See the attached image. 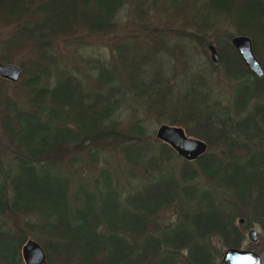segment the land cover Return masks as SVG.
Segmentation results:
<instances>
[{
    "label": "trees",
    "instance_id": "trees-1",
    "mask_svg": "<svg viewBox=\"0 0 264 264\" xmlns=\"http://www.w3.org/2000/svg\"><path fill=\"white\" fill-rule=\"evenodd\" d=\"M1 34L27 59L0 78V264L30 239L44 264H218L253 227L264 259V74L231 44L264 70V0H0Z\"/></svg>",
    "mask_w": 264,
    "mask_h": 264
},
{
    "label": "water",
    "instance_id": "water-1",
    "mask_svg": "<svg viewBox=\"0 0 264 264\" xmlns=\"http://www.w3.org/2000/svg\"><path fill=\"white\" fill-rule=\"evenodd\" d=\"M231 44L238 51L239 55L248 66L250 71L257 77L264 74L263 67L252 49L251 39L246 35H235L231 38ZM208 51L212 62L219 61V55L214 45H208ZM21 77V68L13 63H3L0 60V78L10 82H17ZM155 136L162 142L171 146L180 156L186 160H195L206 150V143L192 136L187 135L180 126L162 123L156 129ZM243 222V219H239ZM249 242H257L258 230L250 228L246 232ZM21 254L24 264H44L45 253L42 247L33 240H28L22 246ZM218 264H264L262 256L257 251L240 247L226 248Z\"/></svg>",
    "mask_w": 264,
    "mask_h": 264
},
{
    "label": "rangeland",
    "instance_id": "rangeland-1",
    "mask_svg": "<svg viewBox=\"0 0 264 264\" xmlns=\"http://www.w3.org/2000/svg\"><path fill=\"white\" fill-rule=\"evenodd\" d=\"M3 40H4V36L1 34L0 35V45H3ZM256 45H257V49H261L260 47L262 46L261 45V43L259 42V41H256ZM182 46V45H181ZM180 46V47H181ZM181 48H183V47H181ZM142 50L139 52V53H137V54H135V52H134V50H133V48L127 53V55H159V59H160V55H162V56H164V55H166V54H162V53H155V54H153V53H148V51H144L143 50V47L141 48ZM183 49H185V48H183ZM4 53V52H3ZM260 53V52H259ZM0 55H1V52H0ZM188 55H200V54H198V53H195V54H192V53H188ZM264 55V54H263ZM11 58H10V60L9 61H5V60H2L1 59V57H0V60L3 62V63H13V64H16V65H18L19 67H20V62L21 61H25L27 58H26V55L23 53V52H14L12 55H9ZM68 56L69 55H66V57L64 56L63 57V60H64V65H67V62H68ZM132 61H135L134 59H132ZM152 60H150L149 62L148 61H142V62H140V60H138L137 61V64H136V61L135 62H133L132 64H136V69H138V71L139 72H141V71H143V70H145V71H152V70H154V68H153V66H152ZM21 68V67H20ZM67 68L68 69H70L69 68V66L67 65ZM181 70V69H180ZM181 73H183V74H186V75H190L191 73H192V70L190 69V70H187V69H184V70H181ZM21 74H22V72H21ZM180 77H183V75H181ZM125 116H126V114H125ZM160 124H162V123H156V122H154V121H152V122H150V129L154 132V134L156 133V129L158 128V126L160 125ZM257 229V228H256ZM258 230V229H257ZM259 231V230H258ZM250 243H256V242H249L248 241V239H246L245 240V242H244V244L242 245L243 247H246V248H249L248 247V245L250 244ZM258 244V243H257ZM257 244H256V246H257ZM259 245V244H258ZM262 247V246H261ZM261 247L259 248V247H255V246H253V248H250V249H253V250H259V249H261ZM262 257H263V255H261ZM263 263H264V259H263Z\"/></svg>",
    "mask_w": 264,
    "mask_h": 264
}]
</instances>
